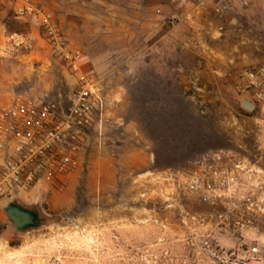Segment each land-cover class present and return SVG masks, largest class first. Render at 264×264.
<instances>
[{"label":"rangeland","instance_id":"374dc122","mask_svg":"<svg viewBox=\"0 0 264 264\" xmlns=\"http://www.w3.org/2000/svg\"><path fill=\"white\" fill-rule=\"evenodd\" d=\"M30 1L61 39L0 0V110L19 97L67 102L80 74L105 109L66 184L19 192L0 176V264H219L207 242L264 264V107L237 89L264 66V0ZM211 152L237 181L204 203L186 186ZM11 201L40 226L19 232Z\"/></svg>","mask_w":264,"mask_h":264},{"label":"built area","instance_id":"2783aa9c","mask_svg":"<svg viewBox=\"0 0 264 264\" xmlns=\"http://www.w3.org/2000/svg\"><path fill=\"white\" fill-rule=\"evenodd\" d=\"M13 4L17 21L37 23L44 36L58 44L61 38L52 13L30 0H13ZM230 11L227 5L214 9L220 18ZM75 85L67 102L19 97L0 110V176L13 190L26 192L45 184L64 185L80 168L85 139L96 130L105 104L92 76L80 74ZM237 89L250 97L251 106L264 107V66L242 72ZM223 155L205 154L194 162L189 173L186 189L204 203L213 202L219 192L236 184L237 174L225 166ZM206 245L219 264H254L249 255L218 250L208 242Z\"/></svg>","mask_w":264,"mask_h":264},{"label":"water","instance_id":"95a60500","mask_svg":"<svg viewBox=\"0 0 264 264\" xmlns=\"http://www.w3.org/2000/svg\"><path fill=\"white\" fill-rule=\"evenodd\" d=\"M4 211L19 232H26L40 226L41 217L36 209H28L16 201H11L5 206Z\"/></svg>","mask_w":264,"mask_h":264},{"label":"crops","instance_id":"0c3cea01","mask_svg":"<svg viewBox=\"0 0 264 264\" xmlns=\"http://www.w3.org/2000/svg\"><path fill=\"white\" fill-rule=\"evenodd\" d=\"M199 7H201V6H199ZM199 7H198V9H199L198 13H200L202 18L200 20H198V28L203 29V30H210V28H206L208 25L207 21L209 18V16L207 15L208 13H206L205 8H203V7L199 8ZM40 34L41 33H40V29H39L38 35H40Z\"/></svg>","mask_w":264,"mask_h":264},{"label":"trees","instance_id":"16d2710c","mask_svg":"<svg viewBox=\"0 0 264 264\" xmlns=\"http://www.w3.org/2000/svg\"><path fill=\"white\" fill-rule=\"evenodd\" d=\"M141 131L144 132V134L148 137H150L151 141L154 143V140L153 138H151V133H150V130H149V124L147 123L145 126H141ZM155 153V152H154ZM167 167H172L171 164H166Z\"/></svg>","mask_w":264,"mask_h":264}]
</instances>
